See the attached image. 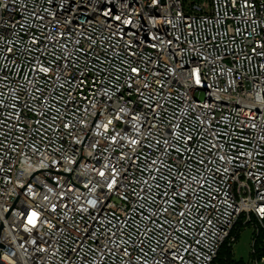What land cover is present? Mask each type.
<instances>
[{
	"label": "built area",
	"instance_id": "obj_1",
	"mask_svg": "<svg viewBox=\"0 0 264 264\" xmlns=\"http://www.w3.org/2000/svg\"><path fill=\"white\" fill-rule=\"evenodd\" d=\"M261 209L264 0H0V264H212Z\"/></svg>",
	"mask_w": 264,
	"mask_h": 264
},
{
	"label": "trees",
	"instance_id": "obj_2",
	"mask_svg": "<svg viewBox=\"0 0 264 264\" xmlns=\"http://www.w3.org/2000/svg\"><path fill=\"white\" fill-rule=\"evenodd\" d=\"M242 221L243 217L241 215L230 230L229 235L220 245L212 264H251L250 260L264 257V231L261 227H259L258 233H255L254 230L252 231L254 251L250 250L248 259L245 260L242 257L235 256L233 249L234 243L236 242L240 231L245 227ZM262 264H264V262Z\"/></svg>",
	"mask_w": 264,
	"mask_h": 264
},
{
	"label": "rangeland",
	"instance_id": "obj_3",
	"mask_svg": "<svg viewBox=\"0 0 264 264\" xmlns=\"http://www.w3.org/2000/svg\"><path fill=\"white\" fill-rule=\"evenodd\" d=\"M254 228L255 226L251 224L240 231V234L233 246L236 257H242L245 260L248 259L249 252L251 250L252 231Z\"/></svg>",
	"mask_w": 264,
	"mask_h": 264
},
{
	"label": "snow or ice",
	"instance_id": "obj_4",
	"mask_svg": "<svg viewBox=\"0 0 264 264\" xmlns=\"http://www.w3.org/2000/svg\"><path fill=\"white\" fill-rule=\"evenodd\" d=\"M116 19H119V17L117 16ZM197 82H199V81H197ZM101 175H103V173H101ZM260 211L264 212V209H261ZM35 216H36V213H33V217H35ZM30 223H34V220H30Z\"/></svg>",
	"mask_w": 264,
	"mask_h": 264
},
{
	"label": "water",
	"instance_id": "obj_5",
	"mask_svg": "<svg viewBox=\"0 0 264 264\" xmlns=\"http://www.w3.org/2000/svg\"><path fill=\"white\" fill-rule=\"evenodd\" d=\"M1 229H2V222H0V235H1ZM4 246V244H2L1 242H0V247L2 248Z\"/></svg>",
	"mask_w": 264,
	"mask_h": 264
}]
</instances>
